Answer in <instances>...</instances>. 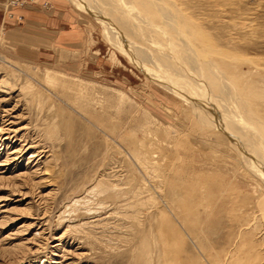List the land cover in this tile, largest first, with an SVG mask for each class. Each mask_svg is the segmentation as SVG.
<instances>
[{"label":"rangeland","instance_id":"obj_1","mask_svg":"<svg viewBox=\"0 0 264 264\" xmlns=\"http://www.w3.org/2000/svg\"><path fill=\"white\" fill-rule=\"evenodd\" d=\"M37 2L0 8L14 18ZM66 2L87 28L71 47L22 51L0 23V264H264V173L246 169L222 131L190 122L180 100L108 42L98 18ZM116 5L110 23L124 32L132 13ZM220 7L231 20L254 13L243 20L253 31L234 34L250 57L264 58V0ZM207 19L228 40L230 30ZM228 76L229 94L264 133V102ZM183 201L193 210H181Z\"/></svg>","mask_w":264,"mask_h":264},{"label":"bare ground","instance_id":"obj_2","mask_svg":"<svg viewBox=\"0 0 264 264\" xmlns=\"http://www.w3.org/2000/svg\"><path fill=\"white\" fill-rule=\"evenodd\" d=\"M14 1L15 0H13L12 3L2 4L4 6V10L6 9L7 11H9L11 4H13ZM66 1L70 2L73 6H75L79 10L94 15L96 18H98L103 24L104 27L103 34L108 40V42L111 43V45L114 46L118 51L127 55L132 60V62L138 65L145 74H149L148 76L152 77L153 80L157 82L161 87H163L169 94H171V96H174L175 99L180 100V102H182L184 104V107L186 108L185 110L186 113L188 112L189 114V118L191 120L190 122L194 123L199 127L211 126V128L215 127L216 129L222 131L224 136H227V138L238 149L239 153L241 154L244 167L246 169H251V171L254 169L253 171L255 172L264 173V138H263L264 133L261 132L260 130L261 128L257 126V123L254 120H252L253 118L252 116H250L249 109L248 111L245 112V114H243L244 112L242 113V110L239 108L235 100V98L238 97L231 96L234 93L231 95L229 94L231 93V85L229 84L228 81V77H231L228 76L229 74L235 76V78H237L238 80H242L246 84L245 86L249 87L247 89L248 91L247 93H250L256 100H260L264 102V87L263 88L253 87V85L258 81H260L261 79L264 80V58L258 57L254 59L250 57L248 55L249 53L248 54L246 53L247 48L245 47L239 48V45L243 41H246V39H241L240 41H238V39L235 37L234 34V33H236L237 35L248 34L253 31V30L251 31L252 24L249 22L244 23V21L246 19L253 18V16H255L254 13L250 12V10L248 12L247 11L241 12L239 14L241 19L231 20V18L228 16V13H230L229 12L230 9L225 10L222 7H220L222 6V2L224 0H194L196 2L195 4L199 3L203 5L205 12L202 11L203 12L202 14L195 13L193 9L195 8L194 5L193 8L191 7L192 6L191 2H193V0H66ZM116 3L122 5L124 8L128 9L132 13L129 14L132 16V18L129 19L131 21L129 22L126 19L129 23L128 24L127 22L123 23L125 24L124 26L127 25L126 27H124L125 28V30H123L124 32H121L120 31L121 28L118 29L116 25L115 26L112 25L113 22L115 21L111 19L114 18L113 11L116 12L117 10L116 8H119V6H117ZM115 5L116 7L113 8V6ZM227 6L230 5L228 4ZM233 9H234L233 11L234 14L235 13L237 14L238 11L235 8ZM217 13L218 15H216ZM116 14L118 13H115L114 16H116ZM121 15L127 18L126 12L121 13ZM206 18H211V20L207 19V21H212L214 28L219 33L220 30L223 29L227 30V32L230 30L228 40L227 38L226 40H224V37L219 38L217 37V35L212 33L210 31V27H207ZM111 20H113L111 22L112 24L110 23ZM131 37L132 39L134 37V40L140 37L143 43L140 42V44H138L135 41H132ZM243 66H245L246 68L244 67L245 69H242ZM238 100H241V98L237 99V101ZM245 103H247L248 105L249 102H245ZM239 105L241 104L239 103ZM254 106L256 107V105ZM182 109L183 108H181V110ZM262 123L264 124V122ZM155 153L156 152H154V154ZM154 154L152 155L154 156ZM139 161L143 166V168L146 171H148L149 169L147 168L149 163L147 162L148 160L147 161L139 160ZM152 174L155 175L154 173ZM185 182L187 183V181ZM185 182H183L184 185L186 184ZM198 188L196 187L195 190L196 189L198 190ZM189 194L191 195L190 192ZM184 197L185 196H183V198ZM163 198L165 199L166 197ZM187 205L188 204H185L184 202L183 205L180 206L179 208L184 212H186L187 210L185 207ZM188 206H190L189 208L191 210V205ZM176 210L178 209L176 208ZM167 211L168 209L166 210V212ZM191 211L189 213L190 215H191ZM166 212H162V213L164 214ZM261 212L264 216V200H263ZM179 214L178 216H180ZM175 216L177 215L175 214ZM181 216L183 220L186 221L187 224V221L189 220L187 219L186 214H183L182 212ZM169 219L171 220V217ZM196 221H199L198 218ZM172 222L173 219L171 220V222H169V224L171 227L173 226L174 231H176L175 230L176 227L174 226L175 224L173 223L174 225H171ZM192 227L194 226L192 225ZM177 230L180 231L181 229L179 230L177 228ZM172 233L171 236H169V238L170 237L173 238V235L177 234V233L174 234V232ZM188 234H190V232ZM178 235L179 234H177V237L174 236V238L175 237L178 238ZM190 235L189 237H191ZM179 239H181V237ZM174 243H172V245ZM165 250H166V246H165ZM170 250L173 251V249L171 248ZM167 251L169 252V250ZM206 254H207L206 258L208 259V261H210L209 259H213L212 256L214 254L211 255L210 252H206ZM175 256H177V254ZM167 258L166 260L168 263L169 254L167 255ZM175 259L178 260V258ZM182 260L180 262H182ZM187 262L185 263L183 260V263L187 264ZM176 263L177 261H175L174 264ZM177 264H179V261ZM199 264H202L200 263V259H199Z\"/></svg>","mask_w":264,"mask_h":264},{"label":"crops","instance_id":"obj_3","mask_svg":"<svg viewBox=\"0 0 264 264\" xmlns=\"http://www.w3.org/2000/svg\"><path fill=\"white\" fill-rule=\"evenodd\" d=\"M7 1L0 0L1 7L10 3ZM2 9L0 23L7 25L9 42L22 51L35 53L47 52L56 46L71 47L87 36V28L80 21L81 14L73 11L65 0H40L38 4L17 10L14 18Z\"/></svg>","mask_w":264,"mask_h":264},{"label":"built area","instance_id":"obj_4","mask_svg":"<svg viewBox=\"0 0 264 264\" xmlns=\"http://www.w3.org/2000/svg\"><path fill=\"white\" fill-rule=\"evenodd\" d=\"M19 1H20V0H15V1H14V4H15V3H18V5H19V4H23V2H24L25 0L21 1L20 3H19Z\"/></svg>","mask_w":264,"mask_h":264}]
</instances>
